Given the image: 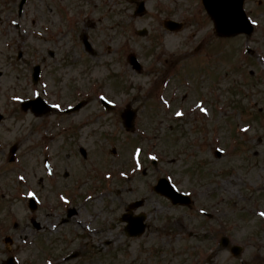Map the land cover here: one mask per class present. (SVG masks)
I'll return each mask as SVG.
<instances>
[{
  "label": "rangeland",
  "instance_id": "rangeland-1",
  "mask_svg": "<svg viewBox=\"0 0 264 264\" xmlns=\"http://www.w3.org/2000/svg\"><path fill=\"white\" fill-rule=\"evenodd\" d=\"M50 1L55 0H27L18 17V0H0V54L10 47L7 57L11 55L13 60L9 67L5 55L0 58L6 66L0 78L4 96L7 91L8 100L16 105L19 97H44L41 90L51 86L68 99L71 88H78L84 96L99 81L104 88L93 98L113 96L119 106L132 104L138 118L135 132L129 135L119 121L105 115L98 125L87 127L89 132L83 129L57 137L47 152L39 147V127L48 119L42 134L53 138L62 128L59 120L34 119L8 107L12 114L0 123V225L18 224L9 236L22 249L20 257L46 252L44 264H49L47 254L51 261L58 258L56 264H264V216L260 215L264 213V0H245L246 13L256 21L255 32L248 39L214 35L200 0H145V13L134 19H128L132 7L119 0H110L104 9L96 0L89 4L56 0L77 11L83 9L88 18L78 28V50L56 55L57 63L49 60L45 77L41 76L36 86L29 79V87L22 93L25 83L17 77L21 67L30 74L31 66L46 56L39 17L42 21L58 17L50 9ZM165 17L182 22V29L165 31L161 26ZM83 33L98 43V55L91 57L83 51L79 39ZM247 48L253 51L252 56L246 54ZM17 52L22 53L23 61L16 60ZM128 52L136 54L142 73L131 72L125 57L124 63L121 61ZM64 58L68 62H63ZM156 69L166 71L165 82L154 79ZM2 104L0 98V108ZM198 107L205 109L204 114L198 113ZM83 110V114L100 113L95 100ZM130 141L134 145H129ZM13 144L18 148L16 161L8 164L7 151ZM76 144L87 151L86 162ZM112 148L116 156L110 154ZM135 148L140 153L139 170L134 167ZM215 150L221 153L220 158L214 156ZM46 157L52 169L49 177L42 170ZM122 158L129 167L121 165ZM93 165L95 170L96 166L114 167L118 176L100 182L89 179L93 185H105L89 191L88 207L80 210L65 205L61 212L54 211L52 205L62 187L72 186L77 178L85 179L84 172ZM42 172L44 182L40 184ZM159 177L188 194L193 205L172 206L154 194L151 187ZM28 196L39 203L36 213L30 214L25 207ZM137 200H144L136 213L147 216L149 228L143 236L128 239L119 216L128 203ZM102 204L103 214L110 213L109 228L97 218ZM72 208L78 211L68 225L75 231L64 223L37 244V235L27 228L31 216L51 232ZM94 219L103 227L93 226ZM222 237L241 249L237 256L229 247H219ZM76 251V259L67 263L59 258Z\"/></svg>",
  "mask_w": 264,
  "mask_h": 264
},
{
  "label": "water",
  "instance_id": "water-1",
  "mask_svg": "<svg viewBox=\"0 0 264 264\" xmlns=\"http://www.w3.org/2000/svg\"><path fill=\"white\" fill-rule=\"evenodd\" d=\"M203 6L213 21L214 33L219 37H231L238 34L249 35L251 33V25L247 21L246 16L243 12V0H202ZM143 8L141 4L136 9V14H141ZM167 28L170 30H178L181 26L173 22H167ZM134 59H130V64L138 70L139 68L136 65ZM38 68H35L34 79L37 76ZM30 106L32 111L36 114H41L44 111L45 105L39 100L36 99L32 102H26L23 104V107ZM132 114H124V124L127 129L132 128ZM154 191L159 194L167 197L172 204L178 205H190L191 201L187 196L180 195L176 193L173 188L165 179H159L157 185L154 187ZM140 203H137L135 207L139 206ZM123 220L127 223V234L129 236H138L144 230L143 220L144 217L140 216L137 218H131L130 215L123 217ZM129 232V233H128ZM224 245L226 242L223 243ZM232 253L236 255L238 251L232 249Z\"/></svg>",
  "mask_w": 264,
  "mask_h": 264
},
{
  "label": "flooded vegetation",
  "instance_id": "flooded-vegetation-1",
  "mask_svg": "<svg viewBox=\"0 0 264 264\" xmlns=\"http://www.w3.org/2000/svg\"><path fill=\"white\" fill-rule=\"evenodd\" d=\"M53 7H50V9L53 10V13L56 12L57 10H63V16L64 17H59L61 20L57 23H51V19L48 21L46 20L44 23V31H43V38L44 40H46L47 42H49L50 45L49 46V50H47V56L52 60L56 55L62 54L64 51H66V55L70 54L71 52H76L77 51V33H78V28H77V23H76V18L74 17V12L76 11V9H74V7H71L69 4H67L65 1H59V2H54L53 3ZM50 13V11H49ZM52 14V13H50ZM50 17V16H49ZM125 17V16H124ZM53 18V17H50ZM100 19H98L99 21ZM59 26L62 27V29H59ZM84 28V27H83ZM86 29V28H84ZM50 33H53L55 36L52 38L50 37ZM69 35L70 39H71V43H70V48L63 50L64 45L62 46L61 44H58L56 42V39L59 37H65ZM83 35L87 36L88 41L90 42V40L92 39V36L90 34L87 33H83L80 37H82ZM99 44H101V40L98 41ZM91 44V43H90ZM92 45V44H91ZM96 46H99L98 43H95ZM93 47V46H92ZM57 52V54L55 53ZM92 54L95 55L96 51H92ZM65 53V52H64ZM63 57V56H62ZM1 62H3L2 60H0ZM6 63V60L4 61ZM45 62V58L43 59L42 63ZM5 63L1 64L0 67L6 69ZM1 96H3V92L0 93ZM3 101L8 104V97L5 95L3 98ZM89 104L88 102L85 103V105ZM5 110L2 112V114L4 115ZM53 117L56 118L57 120H59V125H65L67 128V130H64L62 132H60L59 130L56 132V136H64L66 134H68L69 132H71V135H74L77 133L78 131V126H79V122L78 119L74 116V115H69V114H64L63 112L60 114H56V112L53 111ZM115 119L119 118V114H115L114 115ZM46 129H44L45 131ZM80 138V136H79ZM45 147V143L43 144L42 148L44 149ZM78 152V150H77ZM41 182H44V180L42 179ZM54 208L53 210L56 212H61L63 210V206L58 205L57 202H54ZM67 213H69V217H73L76 215L77 210H75V208H72L70 210L67 211ZM67 213L62 216L59 220H61L62 218H66ZM70 220V219H69ZM69 222V221H68ZM68 222L66 224H68ZM58 223V222H57ZM65 221H62L61 224H64ZM16 227V226H14ZM29 232H33L34 234L38 233L39 234V242L44 240V235L45 233V229L44 227L41 225L35 226L33 224H31L29 227H27ZM4 229L2 226H0V243L3 244V238L1 236V234L3 233ZM11 246H13L14 241L13 239H11L10 237L8 238ZM5 248V247H4ZM11 255V248H5L4 251H0V264H2V262ZM18 255V253H17ZM22 264H28L27 262H23Z\"/></svg>",
  "mask_w": 264,
  "mask_h": 264
},
{
  "label": "snow or ice",
  "instance_id": "snow-or-ice-1",
  "mask_svg": "<svg viewBox=\"0 0 264 264\" xmlns=\"http://www.w3.org/2000/svg\"><path fill=\"white\" fill-rule=\"evenodd\" d=\"M250 22H251L253 25L256 24V21H254V20H252V21H250ZM101 99H103V97H102ZM54 107H57V106L54 105ZM200 110H201L202 112L205 111V109H203V108H201ZM176 115H177V116H180L181 113L177 112ZM150 158L153 159V160L156 159V157H154V156H153V157H150ZM61 199H63V197H61ZM260 215H261V216H264V213H261Z\"/></svg>",
  "mask_w": 264,
  "mask_h": 264
}]
</instances>
